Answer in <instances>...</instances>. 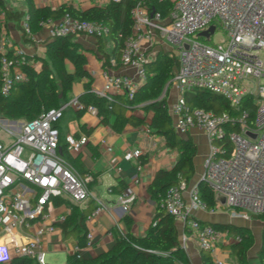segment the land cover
I'll list each match as a JSON object with an SVG mask.
<instances>
[{
	"label": "built area",
	"instance_id": "2783aa9c",
	"mask_svg": "<svg viewBox=\"0 0 264 264\" xmlns=\"http://www.w3.org/2000/svg\"><path fill=\"white\" fill-rule=\"evenodd\" d=\"M131 1L133 33L124 40L120 60L135 69L136 77L104 69L105 82L93 91L108 100L117 95L132 98L146 78L145 62L152 57L155 45L164 39L173 43L179 51V66L162 96L167 97L170 86L177 90L168 110L178 133L186 135L192 127L205 133L209 151L200 180L212 189L217 206H209L200 197L197 183L190 186L184 179L160 194L159 202L182 225V244L191 236L201 249L212 254L215 264H224L217 256L219 243L224 237L233 242L239 236L202 221L196 212L213 214L223 209L235 220L260 216L264 222V0H159L172 3L167 18L154 9L155 0ZM47 24H51L52 35L97 37L108 31L101 20L78 18L69 12ZM21 26L28 36L32 35L26 16ZM211 26L213 32L204 35ZM218 28L224 35L213 41ZM10 50L15 58L5 55ZM0 52L4 53L0 60V91L6 95L14 84L25 79L27 53L20 47H8L3 37ZM198 90L223 97L231 110L214 112L192 107L186 93ZM246 95H252L255 101L252 123L241 109ZM84 107L76 96L30 120L0 116V134L6 132L11 138L4 142L0 137V248L4 250L0 252L4 257L0 264H8L15 256L46 264L44 238L66 219V214H52L54 201L81 205L91 197V176H81L62 147L63 142L67 151L80 152L88 138L73 133L62 136L58 126L68 108L78 111ZM86 112L97 115V107L88 104ZM142 154L140 148L127 149L124 158L132 160ZM116 170L120 172L121 167ZM133 180L137 182V176ZM134 199L130 185L117 195L124 212L130 210ZM106 209L107 205L99 201L87 220ZM117 229L123 232L121 227ZM92 240L93 234L88 232L86 246Z\"/></svg>",
	"mask_w": 264,
	"mask_h": 264
},
{
	"label": "trees",
	"instance_id": "16d2710c",
	"mask_svg": "<svg viewBox=\"0 0 264 264\" xmlns=\"http://www.w3.org/2000/svg\"><path fill=\"white\" fill-rule=\"evenodd\" d=\"M25 2L26 9L13 10L4 0H0V39L3 20L16 21L25 39H29L21 26L23 17H27L32 34H37L47 21L58 20L63 14L69 12L78 18L103 21L108 30L107 34L112 37L114 43L112 53L116 60H119L125 38L133 33V22L130 16L131 0L118 2L111 0L106 5H94L85 9H78L72 3L53 8L49 5H37L35 0H25ZM154 9L167 18L172 10V3L155 0ZM73 36L74 34H49L44 40L45 57L26 54V63L23 65L25 79L14 84L6 95L0 91V116L30 120L44 110L67 102L68 92L72 90L75 80L81 78L84 80L85 91L78 98L85 107L77 111L78 116L86 112L88 104H93L97 107V115L101 123H110L113 117L111 126L116 131H121L127 124L140 125L146 121V116H149L150 130L161 135L166 145L178 152V157L171 168L158 169L148 186L149 194L156 201L157 207L149 226L142 235H136L131 231L132 219L126 215L125 228L122 233L116 230L114 245L110 250L92 258L79 256V252L75 250L68 254L64 264H192L181 244L175 218L159 202V195L169 186L176 184L180 179L189 183L196 172L194 158L197 154V145L190 134L182 135L176 131L166 98L162 96L167 82L179 66L178 57L168 51L158 50L153 57L146 60V78L141 82L136 94L132 98L117 95L113 100H108L93 91L94 77L86 68L88 62L86 52L81 44L73 41ZM97 45L105 61L109 62V54L104 51L103 36H97ZM2 55L4 53L0 52V60ZM5 55L11 58L16 57L11 50ZM31 61L39 62V68H36ZM186 100L192 107H203L214 112L231 110L223 97L205 90L187 92ZM138 106L142 107L146 116L128 114L129 109H136ZM241 107L246 112L247 121L252 123L255 114L253 96L246 95ZM232 112L241 114L240 111ZM227 128L232 130L230 126ZM62 147L64 148L63 144ZM146 161L147 156L140 158L141 164ZM119 185L120 188L117 191L120 192L127 187L123 181H120ZM197 186L200 197L209 206L216 207L217 200L206 182L200 180ZM88 213V208L71 205L70 212L61 223L62 230L66 234L69 231L82 232L79 235L78 247L86 246L85 222ZM255 218L262 219L260 216ZM213 224L218 229L227 230L232 236H239L238 240L230 245L231 253L237 258L238 264H250L249 250L254 244L251 228L233 223ZM261 257L264 264V256ZM201 262L215 264L212 254L205 249H201ZM8 264L36 263L26 256H16Z\"/></svg>",
	"mask_w": 264,
	"mask_h": 264
},
{
	"label": "crops",
	"instance_id": "0c3cea01",
	"mask_svg": "<svg viewBox=\"0 0 264 264\" xmlns=\"http://www.w3.org/2000/svg\"><path fill=\"white\" fill-rule=\"evenodd\" d=\"M110 1L111 0H35V3L37 5H49L53 8L61 4L72 3L78 9H85L94 5H106ZM26 8L27 4L25 2L22 9ZM45 26L39 33L32 34L31 36L27 35L26 37L29 39H25L27 40V42H25L22 32L15 25V21H9L8 30H6L4 26L2 27V37L5 41L6 39L11 40L10 44H12V46L10 47L12 48L20 47L24 49L28 55L36 54L45 57L44 40L49 35L48 33L44 37L48 29ZM72 39L81 44L86 52L87 59L89 53L93 56L91 60L88 59L86 64V68L94 77L92 88L101 87L104 84V69H108L112 72L127 73L136 77L134 68L123 65L120 59L116 60L115 55L112 53L114 43L110 35L105 34L103 36V40L105 41L104 51L109 54V62L105 61V57L98 49L97 37L75 34ZM6 43L8 42L6 41ZM159 45H163V42L155 45L152 57L158 52ZM41 46L42 53L38 50ZM31 63L36 68L40 66L39 62L31 61ZM38 63L39 66H37ZM84 91V80L77 78L72 90L68 92V99L76 96L78 97ZM176 95V88L170 86L166 97L168 105L176 98ZM131 113L143 117L146 116L141 106H138L136 109H129L128 114ZM112 120L113 117H111L110 123H101L98 115L85 112L82 116H78L75 109L68 108L59 123L62 136L66 133H73L76 136L85 134L88 138L87 144L80 152L74 153L63 148L66 158L78 173L83 177L91 176L92 178L88 184L91 197L83 204L77 206H79V208H88L89 215L96 208L99 201L107 205V209L93 219H86V232H92L93 240L90 245L79 247L78 249L80 255L86 258L96 257L113 247L114 234L116 230H118V226L122 229L125 228L124 217L126 215L130 216L132 219L131 231L134 234L142 235L146 231L157 207L156 201L152 199L149 194L148 186L158 169L171 168L178 157V152L175 149L169 148L161 135L155 134L150 130L148 126L149 116H146V121L144 123L140 125L127 124L121 131H116L111 126ZM188 134L192 136L197 145V154L194 158L196 172L189 182L191 186L198 183L200 180L204 161L209 151V144L205 133L197 127L190 128ZM135 148H140L143 154L139 158L126 160L124 158V152L127 149ZM142 156H147V161L144 164L140 163V158ZM117 166L121 167L120 172H117ZM135 176L138 178L137 182L133 180ZM120 181L130 185L135 194V199L128 212H124L121 205L117 202V195L120 192L117 191V189L120 188ZM103 184L106 186V189L105 195L102 197V194L96 191V188H99V186ZM110 188L113 190L110 191ZM50 210L56 217L61 214L67 215L71 210V204H67L62 200H55ZM222 210L223 209H221V211L218 210L213 214L200 210L196 212V216L205 222H233L238 225L248 226L249 228L252 227V220H235L226 210H223L224 212H222ZM177 225L181 241L183 229L181 224L177 223ZM58 226L59 228L56 231L47 234L44 238L46 263L64 264L68 254L74 252L78 247L79 235L82 234V232L69 231L66 234L62 230L61 224H58ZM73 232L76 233V236H69L70 233ZM85 240H87V234ZM231 243L232 241L230 238L224 237L217 248V256L224 261V264H238V260L235 256V259L229 260L230 254H232L230 247ZM182 245L189 255L192 264H202L201 248L195 238L189 236L185 244ZM57 252L66 256L62 263H51L47 261L46 255L48 253Z\"/></svg>",
	"mask_w": 264,
	"mask_h": 264
},
{
	"label": "rangeland",
	"instance_id": "374dc122",
	"mask_svg": "<svg viewBox=\"0 0 264 264\" xmlns=\"http://www.w3.org/2000/svg\"><path fill=\"white\" fill-rule=\"evenodd\" d=\"M4 1L9 6V8H11L13 10L22 9L23 4L25 3V0H4ZM9 21H11V20H3L2 27L4 26V28L6 30H8V22ZM15 25L17 26L16 21H15ZM45 27H47L48 29H47L44 37L48 33L50 34L51 24H47ZM223 35H224V31L222 29L218 28L217 31L215 32V34L213 35V41L220 39ZM23 40L25 42H27V40H25L24 36H23ZM6 41L8 42L7 43L8 47L12 46V44H10L11 40L6 39ZM162 42H163V45H159V47H158L159 50L168 51L171 54H174L176 57L179 56V51L176 48H174V45L172 42H170L167 39H164ZM38 50L40 53H42V46L40 48H38ZM262 55L264 56V53ZM92 58H93L92 54L89 53L88 59L91 60ZM37 66H39V63L37 64ZM5 118H8V117H5ZM0 137L4 142H9V140L11 139L6 132L1 133ZM105 189H106V186L103 184V185L99 186V188H96V191H98L100 194H102V197H103V195H105ZM219 211H221V210H219ZM222 212H224V211L222 210ZM251 220H252L251 221V224H252L251 229L253 230L254 244L249 250V260H250V264H262V257L261 256H264V222L261 219L255 218V217H253ZM225 231H227V230H225ZM72 235L76 236V233H74V232L70 233L69 236H72ZM64 257H66V256L60 252L48 253L46 255L47 261H49L51 263H62L64 261ZM232 259H235V257L233 254H230L229 260H232Z\"/></svg>",
	"mask_w": 264,
	"mask_h": 264
},
{
	"label": "water",
	"instance_id": "95a60500",
	"mask_svg": "<svg viewBox=\"0 0 264 264\" xmlns=\"http://www.w3.org/2000/svg\"><path fill=\"white\" fill-rule=\"evenodd\" d=\"M213 30H214V26H211L209 31H204L203 34L204 35H208L209 32H213ZM209 222H211V223H222V222H219V221H209ZM229 223H233V222H227L226 224H229ZM233 224H236V223H233Z\"/></svg>",
	"mask_w": 264,
	"mask_h": 264
},
{
	"label": "clouds",
	"instance_id": "9594fccd",
	"mask_svg": "<svg viewBox=\"0 0 264 264\" xmlns=\"http://www.w3.org/2000/svg\"><path fill=\"white\" fill-rule=\"evenodd\" d=\"M3 248H0V252H3ZM4 257L3 256H0V259H3Z\"/></svg>",
	"mask_w": 264,
	"mask_h": 264
}]
</instances>
